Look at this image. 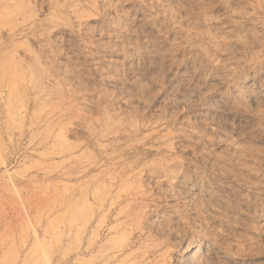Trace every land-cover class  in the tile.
<instances>
[{
	"label": "rangeland",
	"instance_id": "rangeland-1",
	"mask_svg": "<svg viewBox=\"0 0 264 264\" xmlns=\"http://www.w3.org/2000/svg\"><path fill=\"white\" fill-rule=\"evenodd\" d=\"M0 264H264V0H0Z\"/></svg>",
	"mask_w": 264,
	"mask_h": 264
},
{
	"label": "bare ground",
	"instance_id": "bare-ground-1",
	"mask_svg": "<svg viewBox=\"0 0 264 264\" xmlns=\"http://www.w3.org/2000/svg\"><path fill=\"white\" fill-rule=\"evenodd\" d=\"M187 258H188V259H189V258L191 259L192 257H191V256H188Z\"/></svg>",
	"mask_w": 264,
	"mask_h": 264
}]
</instances>
